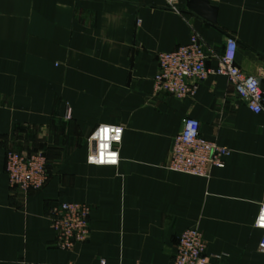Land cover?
Masks as SVG:
<instances>
[{
  "label": "crops",
  "instance_id": "obj_1",
  "mask_svg": "<svg viewBox=\"0 0 264 264\" xmlns=\"http://www.w3.org/2000/svg\"><path fill=\"white\" fill-rule=\"evenodd\" d=\"M201 1L214 21L189 0H0V264H173L190 227L206 241L208 264H264L254 224L264 112L247 108L224 75L185 99L153 90L158 54L196 34L214 54L234 39L236 65L264 93V0ZM187 117L230 150L208 177L166 167ZM99 124L123 127L116 166L87 162ZM9 148L45 154L40 190L10 187ZM62 201L91 208L89 236L71 250L56 246L49 220Z\"/></svg>",
  "mask_w": 264,
  "mask_h": 264
},
{
  "label": "built area",
  "instance_id": "obj_2",
  "mask_svg": "<svg viewBox=\"0 0 264 264\" xmlns=\"http://www.w3.org/2000/svg\"><path fill=\"white\" fill-rule=\"evenodd\" d=\"M174 0H168L173 7ZM237 43L234 39L225 42L221 54L208 53L202 40L193 34L191 41L173 51L161 52L157 56L158 70L153 79L155 93H164L177 99L192 96L197 85L210 75H224L233 86L238 99L253 113L264 112V93L260 89L258 78L245 74L235 63ZM214 58L215 68L207 67V61ZM70 117L68 112L66 118ZM101 127H107L108 148L103 156L100 140L96 133ZM121 129L119 139L112 129ZM120 125L99 124L89 136L90 150L88 164L95 166H116L119 161V145L123 137ZM115 153V157H112ZM230 150L204 137L198 120L187 117L183 120L180 132L174 137L169 151L166 167L197 177H208L213 167L222 168ZM95 157L91 160L90 157ZM47 158L43 152L21 153L13 148L6 151L5 171L10 187L22 192L40 190L48 180ZM91 208L87 204L76 202H57L49 212L51 227L56 236V246L71 250L77 243L85 242L89 236V217ZM264 204L261 205L255 220V226L263 234L259 250L264 254ZM206 241L196 227H190L179 235L173 255V264H208ZM101 264H105L101 260Z\"/></svg>",
  "mask_w": 264,
  "mask_h": 264
},
{
  "label": "water",
  "instance_id": "obj_3",
  "mask_svg": "<svg viewBox=\"0 0 264 264\" xmlns=\"http://www.w3.org/2000/svg\"><path fill=\"white\" fill-rule=\"evenodd\" d=\"M188 7L192 10H195L197 12H199L200 14L202 13H207L208 10H210V16H209V19L211 21H214V9H212L211 7H209L207 5L206 2L204 1H201V0H189V4H188Z\"/></svg>",
  "mask_w": 264,
  "mask_h": 264
},
{
  "label": "clouds",
  "instance_id": "obj_4",
  "mask_svg": "<svg viewBox=\"0 0 264 264\" xmlns=\"http://www.w3.org/2000/svg\"><path fill=\"white\" fill-rule=\"evenodd\" d=\"M97 138H99L100 140V150H101V154H104V150H106L108 148V133L102 131L101 129L95 134Z\"/></svg>",
  "mask_w": 264,
  "mask_h": 264
},
{
  "label": "snow or ice",
  "instance_id": "obj_5",
  "mask_svg": "<svg viewBox=\"0 0 264 264\" xmlns=\"http://www.w3.org/2000/svg\"><path fill=\"white\" fill-rule=\"evenodd\" d=\"M100 129L102 131L106 132V133H109V129L107 127H101ZM111 131H113L116 134L113 138L114 139H119V133H120L121 129L116 128V129H112ZM111 155H112V157H115L116 154L115 153H112ZM90 159L91 160H95L96 158L93 156V157H90ZM262 220H264V217H262Z\"/></svg>",
  "mask_w": 264,
  "mask_h": 264
}]
</instances>
